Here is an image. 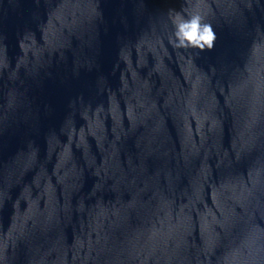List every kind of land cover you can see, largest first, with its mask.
Returning <instances> with one entry per match:
<instances>
[{
    "label": "clouds",
    "instance_id": "clouds-1",
    "mask_svg": "<svg viewBox=\"0 0 264 264\" xmlns=\"http://www.w3.org/2000/svg\"><path fill=\"white\" fill-rule=\"evenodd\" d=\"M173 31L170 43L177 49H212L217 39L216 32L200 12H176L171 17Z\"/></svg>",
    "mask_w": 264,
    "mask_h": 264
}]
</instances>
